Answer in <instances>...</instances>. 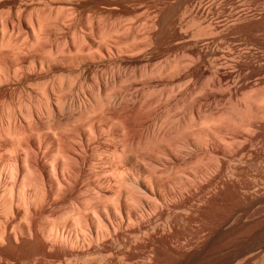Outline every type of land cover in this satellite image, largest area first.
<instances>
[{
    "label": "rangeland",
    "instance_id": "374dc122",
    "mask_svg": "<svg viewBox=\"0 0 264 264\" xmlns=\"http://www.w3.org/2000/svg\"><path fill=\"white\" fill-rule=\"evenodd\" d=\"M99 1L93 5L95 4L94 6L102 16L105 15V18L109 16V18L112 17L110 19H119L123 15V19L128 18L127 20H129V18L132 19L134 16L136 18L138 15V18L134 19L140 18L139 21L133 24L136 31L144 17H149V20L153 18L154 24L151 28L150 26L143 27L144 24L139 27L138 32H142L141 35L137 32L139 35L137 39L141 38L144 45L139 43L141 46L138 44L136 47L134 45L129 48L124 45L125 48L122 47L121 53L119 51L115 55L112 54V57L104 55L105 58L102 57L101 61L88 62L83 71L84 89L79 93L81 100H88L86 95L88 88L85 89L88 85L90 89L104 84L111 85V80L115 76L116 83L118 80L120 84L116 85L115 90H117L120 89L121 84L124 87L123 84H130L129 81L133 79L130 90L127 91V97L133 95L134 98H128L129 101L128 99L126 101L132 107L135 117H138L135 120L137 125L136 123V126L134 125V128H137L136 132L134 131L136 137L143 141L148 134L159 132L162 134L171 131L172 135L174 134L171 138L175 139L174 143L166 141L167 139H162L163 142L165 144L170 142L168 146H172V148H178L180 145L178 148H181L180 151L177 149L176 152L177 154L182 152L180 155L178 154L179 156L177 155L178 158H173L174 165L172 161V163L169 161L170 165L174 166H172L173 169L170 167L169 172L166 170L161 172L162 176H158L161 177L158 178L159 181L162 180L167 189L169 186L171 187L169 188L171 190L156 192L154 200L158 203L161 201L160 205H145V203H151L152 200L137 201V199H129L128 194L130 202L128 206L99 204V213L103 211L100 215L98 210L93 209L94 213L92 208L86 207L89 214L90 212L96 214L95 216L98 214L99 220L110 216L112 226L108 227L109 231L108 228L107 232L100 228L97 229V234L96 229H93L95 231L92 230L91 235H94L88 234L89 236L87 235L88 237L85 238L87 241L85 239L83 241L84 244L81 243L82 241L76 245L73 244V246L69 243L63 244L64 246L61 244L59 245L60 249L56 245L57 249L54 248L60 251L59 253L62 252L63 257L54 259L52 263L66 264L72 257L73 263L70 261V264H264V0ZM14 2L16 1H13L12 4ZM5 9L7 8L5 7ZM107 13L108 15H106ZM156 17H159L160 20ZM151 32H154L155 35ZM146 41L148 42L146 43ZM3 48L4 52L8 51L7 47ZM25 61L24 64L30 66L28 69L31 68L32 61L30 59ZM166 65H170V67ZM166 68L169 70L171 68L172 71H168ZM63 70L66 75L73 79L76 78V72L73 70L70 71L66 67ZM164 72L167 73L163 74ZM20 73L28 76L30 82L34 83L42 82L47 75L22 68ZM169 74L170 77H174L171 79ZM147 78L149 79L147 80ZM127 80L129 81L127 82ZM14 81L0 83V94L2 93L0 95V112L4 106L10 103L17 104L21 97L26 96L24 91L27 90L29 83ZM176 83L180 85L179 90ZM130 91L131 94H129ZM6 93L8 94L6 95ZM127 93L125 91V94ZM132 100L134 103L130 102ZM149 102L151 105L148 104ZM155 102L156 104H154ZM147 106L151 107L150 111ZM63 110H61L62 115L59 112L62 117H66L72 111V109L70 111L69 109L68 111L67 109ZM79 114V110L73 112V118L76 120L72 119L73 126L71 121L69 122L70 127L67 126V131L71 129L70 132H72L75 128L74 124L80 125L83 119L85 120L87 114L83 117L82 114ZM140 114H143V117ZM203 116L204 120L206 119L205 123L202 119ZM20 128L24 132V128ZM175 130L180 132L177 133L180 134L176 135L177 138ZM207 130L216 132L213 133L215 138L214 136L205 138ZM4 139L8 138L4 137ZM111 139L108 143L103 138L96 142L94 139L92 142L95 145L92 144L90 149H87L86 153L89 152L88 155L85 153V160H89L91 155L98 159L100 156L96 151L99 149V151H104L109 147L110 142L112 143ZM176 139H180V142H176ZM1 144L5 145L4 142ZM1 144L0 151H2L1 149L6 151L5 146L3 147ZM140 148L144 147L141 145ZM47 149L49 151L45 152L44 149L35 152L38 161H43L45 159L43 156L49 154L51 147H47ZM138 149L136 148L134 153L136 152V158L138 157L136 160L142 164L146 159L142 157L143 161L140 157L142 151L139 150L138 153ZM156 149L154 148L153 151L150 148L154 154L150 152L147 155L152 154L150 156L154 155L153 158H155V155L159 153L156 155L159 157L161 153ZM92 150L95 151L92 153ZM7 152H5L7 157L13 156ZM105 152H102L101 156H104ZM145 162L147 163V161ZM188 164L191 166L189 167ZM175 165L177 167L180 165V167L177 168ZM95 167V164L92 165L94 173L89 170V167H84V170L90 176H94ZM102 169L103 167L100 168V172L102 171L110 177L107 167ZM161 169L153 168L151 170L157 173ZM183 173L186 174L183 175ZM177 175H181L180 178ZM177 179L182 180L178 181ZM174 180L177 184L179 183L180 188L174 184ZM193 181L195 182L193 183ZM172 185L174 186L172 187ZM79 187L81 188V185ZM172 190L175 193H170ZM162 192L164 196L161 195ZM77 194L81 195L79 191H75L73 195L77 196ZM141 194L144 193L141 191ZM53 195L52 193L51 196ZM144 195H142L143 198H145ZM143 201L144 203H142ZM173 201L175 202L173 203ZM70 206L66 202L54 204L48 201L45 205L42 204L41 208L39 207L40 210H37L39 213H35L38 216L34 215V217L43 220L46 217L45 220L51 222L57 219L66 229H72L68 221L70 216L67 212ZM112 208L117 209V213L122 210L119 217L109 215ZM63 216L65 219H62ZM96 227L97 225H95ZM71 229L70 233L75 234L74 229H72L73 232ZM42 246L44 250L48 251V246L46 249L44 244ZM10 249H6L7 254L11 252ZM41 249L43 250V248ZM65 249L68 252L66 256L69 260L67 261L65 260L66 256L63 255ZM78 254L82 255L78 257ZM87 256L89 258L93 256L91 259L94 258L95 261L92 262L90 259V262ZM76 257L78 258L76 259ZM1 260L0 258V264H4ZM9 263L14 264L11 262L6 264ZM42 263L46 264L47 262L39 260L37 264Z\"/></svg>",
    "mask_w": 264,
    "mask_h": 264
},
{
    "label": "bare ground",
    "instance_id": "6f19581e",
    "mask_svg": "<svg viewBox=\"0 0 264 264\" xmlns=\"http://www.w3.org/2000/svg\"><path fill=\"white\" fill-rule=\"evenodd\" d=\"M13 1L16 2L12 4ZM98 1L99 0H0V51L4 52L3 49L5 48L3 47H7L8 49V51H5L4 53L0 52V64L2 65H0V83L10 80H15L19 83H29V85L27 84V90H23L26 92V96L21 97L19 102L17 104L15 103L16 105H12L11 103L6 106L3 105L4 108L2 112H0V144L4 142L5 145H1H3V147L5 146L4 148L6 149V151H3V149L0 151V258L3 260H1V262L4 264L8 262L14 264H37L39 260L47 262L46 264H53L52 262L54 259L61 258L62 256V252L59 253L60 251L56 250V245L59 246L61 244L63 245L69 243L73 246V244L76 245L81 241V243L84 244L85 242L83 243V241H87V239H85L86 237L94 235H91L93 229H96V231L93 230L96 233L98 232L97 229L100 228H103V230L107 232L106 229L109 226H112L109 215L113 217L117 215L116 217H119L118 215L122 210L117 213V209H109L110 214L107 212L109 214L107 216L109 217L99 220L97 216L103 212L101 210L102 212L99 213L98 210L101 204H124L128 206L130 204L129 199H137V201L147 199L146 202L152 200L150 201L151 203L148 202L145 203V205L159 204L161 201L158 203L154 200L156 192L159 193L161 190H171L169 189L171 188L170 186L167 189L166 184H164L162 180L159 181L161 177L158 176H162L161 172L166 170L168 171L169 168L175 164V162H173V158H178L177 155H180L182 152H178V154L176 152L178 150L180 151L181 148L178 149L180 145L178 148L168 146L170 142L174 143L173 141H175L174 138L176 135H180L177 134L179 130H175L176 133L174 132V140L171 139L174 136L171 131L169 133L167 132L162 134H159L160 132H155L156 134L151 133L152 135L148 134L144 137L143 141L139 140L141 138L138 139V137H136L135 132L137 128H134V125L135 123L137 125L135 120H137L138 117H135V113H133L134 111L132 112L131 109L132 107H130V104L127 103L129 101L128 98H134L133 95H131L132 97H127V91L130 88L132 84L131 81H133V79L131 81L127 80L130 84L125 83L123 84V86L125 85L124 87H122L121 84L120 89L118 88L115 90L117 88L116 85L119 83L118 80L116 83V78L113 75L114 77L111 80V85L104 84L103 86L100 85L101 87L97 86L90 89L87 84L88 86L85 87V89L88 88L86 92V95L88 96V100L86 99L87 101L81 100L82 98L79 95L80 91L84 89L83 71L88 62L90 63L92 61L100 60L104 57V55L112 57V54L115 55V53H119V51L121 53V50L125 47L129 48V46L134 45L136 47L139 43H144L141 41V38L137 39V36H139L137 34L139 27L144 24L143 27L150 26L151 28L152 24H154L151 16L152 21L149 20V17V19L144 17L141 25L136 31V29L133 28V24L139 21L140 18L135 20L138 18V15L136 18L134 16L135 19L129 18V20H127V17V19H123V15L119 17V19H110L112 17L109 18V16H106L105 18V15L102 16L101 12H99V10H97L94 6L95 4L93 5V3ZM5 7L7 9H5ZM108 13L106 15H108ZM146 36L147 34L145 37ZM147 42L148 41H146V43ZM140 44L139 46H141ZM157 44L159 45V43ZM124 45L126 46L124 47ZM26 59H30L32 61V67L29 69L38 73L47 74L45 80L36 83L32 81L30 82L28 76L20 73L21 68L29 70L28 67L30 66H26L24 64ZM99 64L102 65V63ZM65 67L70 69V71L73 70L76 72V80L64 73L63 68L65 69ZM167 67H170V65ZM170 70L168 69V71ZM166 73L164 72L163 74ZM169 73L172 74V72ZM23 75H25V77H23ZM173 77L170 78L172 79ZM148 79L149 78H147V80ZM90 85L92 86V84ZM179 86L180 85L177 86L178 90ZM125 91L127 94H125ZM131 93L132 92L130 91L129 94ZM7 94L8 93H6V95ZM126 99H128V101H126ZM130 102L134 103V100ZM156 102L154 104H156ZM150 103L151 102L148 104ZM73 108H77L75 110H79L82 117L87 114V119H83V122H81L80 125H78V123L74 124L75 128L72 132H70L71 129L67 131V126L70 127V123L73 126L74 122L72 119L76 120V118H73V112L75 113ZM63 109H67V111L68 109L69 111L72 109V111H70L72 114L69 112L66 117L60 116L62 115L61 110ZM148 109L150 111L151 107H148ZM152 109L155 110L154 108ZM135 111L137 112V110ZM202 119L204 120V116ZM20 127L24 128V132L20 130ZM211 131H205V138H212L215 135L213 133L216 132ZM4 137L8 139H4ZM101 138H103L107 143L110 141V138H112V143L110 142L109 147H105L106 149L104 151L96 149V153L100 156L98 157L99 160L96 159L95 156L89 155L90 158L87 156L89 160L86 161L85 155L89 152L88 151L86 153L87 149L89 150L92 144L95 145L92 141L95 139L96 142V140ZM162 139H167L166 141L170 142L165 144ZM177 141L179 143L180 139H176V142ZM154 143L158 144H155V146ZM141 145L146 149L140 148ZM47 147H51V151L48 152L49 154H45V156L42 155L45 159L40 160L43 161H38L35 152L37 150L42 151L44 149L46 152V150L50 149H47ZM156 147L158 148L156 149ZM93 148L95 149V147ZM136 148H140L137 151L138 153L139 150L142 151L140 152V157H144L147 163L143 158L142 159L145 164H141L137 161L138 157L136 158V152L134 153ZM148 148L149 150L150 148L151 150L155 148L161 153V155L157 157L156 155H159L158 153L155 155V158H153L154 155L152 157L150 156L152 154L147 155V153L150 152L154 154V150L149 151ZM94 151L95 150H92V153ZM5 152L9 155L13 154L14 157L12 155L11 157H7ZM102 152H105L106 154L101 156L103 154ZM169 161L173 162L172 166L170 165L172 162L169 163ZM94 164L96 165L94 171L96 170V172L99 173L96 174L95 172L94 176H90L86 173L84 167H89V170L93 172L92 165L94 166ZM190 166L191 164L189 167ZM102 167L103 169L107 167L110 172V177L104 172H100V168ZM175 167L177 166L175 165ZM178 167H180V165ZM153 168L162 169L159 172L154 173L151 170ZM184 174L186 173H183V175ZM180 176L178 177L180 178ZM174 182V184H177L176 180H174ZM194 182L195 181H193V183ZM79 185H81V188ZM177 185L178 188H180L179 183ZM173 186L174 185H172V187ZM75 191H79L81 195H73ZM141 191L145 195L141 194ZM166 191L164 192L165 195ZM173 191L174 190H172V192L170 191V193H175ZM52 193L54 194L53 196H51ZM162 194L163 192L161 195ZM142 195H144L145 198H143ZM48 201L53 202L54 204L66 202L71 205L67 211L69 214L68 216H70L68 221L77 235L70 233L69 230L71 228L66 229V227H64L57 219H54L53 222H51L50 220L46 221V217L44 220L42 218L34 217L35 213H39V207L41 208V205H45ZM174 202L175 201H173V203ZM142 203H144V201ZM86 207L92 208V212H94L93 209L96 211L98 210L97 216H95V212L92 214L90 212L89 214ZM44 210L46 211V209ZM64 217L65 216H63L62 219H65ZM95 225H97L96 228ZM103 230L100 231L102 232ZM43 244L45 249L47 246L49 247L48 251L44 250V247L42 246ZM40 246H42L41 248H43V250ZM54 247H56V249ZM8 248L13 249V252L12 249H10L12 252H10L11 254L6 253V249ZM58 249H60V246ZM66 251L67 249H65V252ZM65 252L63 255L66 256L68 252ZM80 255L78 254V257H80ZM69 256H71L70 253ZM67 257L68 256L65 258L66 261L69 260ZM78 257H76V259ZM92 257H88L89 259H87L90 260ZM70 258V261L73 263L72 257ZM70 261L67 263L70 264Z\"/></svg>",
    "mask_w": 264,
    "mask_h": 264
}]
</instances>
